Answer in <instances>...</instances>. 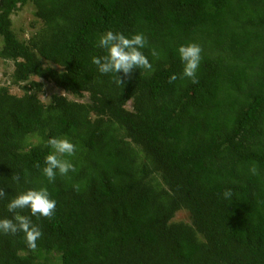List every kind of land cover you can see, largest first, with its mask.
I'll list each match as a JSON object with an SVG mask.
<instances>
[{
  "label": "trees",
  "instance_id": "1",
  "mask_svg": "<svg viewBox=\"0 0 264 264\" xmlns=\"http://www.w3.org/2000/svg\"><path fill=\"white\" fill-rule=\"evenodd\" d=\"M27 3L40 28L20 41L9 17ZM107 31L142 32L153 71L101 74ZM190 42L196 84L179 78ZM0 59L21 91L0 87V219L27 190L56 201L51 218L18 210L43 235L0 233V264H264V0H0ZM42 82L75 99L41 102ZM53 137L76 170L50 183Z\"/></svg>",
  "mask_w": 264,
  "mask_h": 264
},
{
  "label": "clouds",
  "instance_id": "2",
  "mask_svg": "<svg viewBox=\"0 0 264 264\" xmlns=\"http://www.w3.org/2000/svg\"><path fill=\"white\" fill-rule=\"evenodd\" d=\"M98 46L106 51L105 55L92 58V63L97 66L101 74L121 73L116 75V83L123 87L124 78L131 76L133 70L144 69L153 71L152 64L144 55L142 49L148 46L147 37L141 32L133 34L130 37L120 32L107 31L103 33L99 40ZM179 58L183 64L182 75L180 79L187 78L191 83H198L197 72L201 63L202 48L195 42L181 45L178 49ZM152 55L158 57L155 49H152ZM178 79L176 74L169 77L168 83L171 84ZM47 145L52 151L45 157V166L42 174L51 183L55 181L57 171L60 175L65 176L70 171L75 172L73 163L65 158L71 157L76 152V146L66 137H53L47 141ZM40 167L39 164L36 165ZM251 175H258L259 168L256 163L249 167ZM13 179L17 182L20 180L19 175H14ZM225 200L232 196L230 189L225 190L222 194ZM6 192L0 187V201L7 199ZM29 209L32 216H42L51 218L56 208V201L51 199L46 187L39 190H27L16 195L7 203V211L12 213V218L0 219V233L12 234L23 233L27 245L30 249L37 247V241L41 239L43 233L41 229L32 223L29 216L19 214L18 210Z\"/></svg>",
  "mask_w": 264,
  "mask_h": 264
},
{
  "label": "rangeland",
  "instance_id": "3",
  "mask_svg": "<svg viewBox=\"0 0 264 264\" xmlns=\"http://www.w3.org/2000/svg\"><path fill=\"white\" fill-rule=\"evenodd\" d=\"M10 21L12 30L17 39L20 41L27 39L32 33L40 28V22L33 16V7L31 4L27 3L23 7L17 8L10 14ZM13 66L10 61H5L0 59V87H7L11 93L20 94L21 91L17 86L11 84V72ZM53 94H63L62 91L55 88L54 86L42 82L41 91L36 93L38 99L46 103L48 97ZM65 95L68 99L74 100L75 98L70 95ZM83 99H78V101H84ZM125 108L130 110V102L125 105ZM172 221L183 222L188 224L189 218L188 214L184 210H178L173 215Z\"/></svg>",
  "mask_w": 264,
  "mask_h": 264
}]
</instances>
